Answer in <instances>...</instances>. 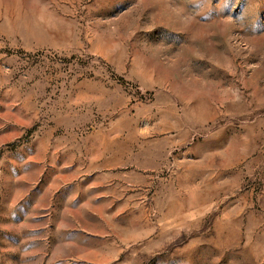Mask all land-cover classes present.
<instances>
[{
  "label": "rangeland",
  "instance_id": "1",
  "mask_svg": "<svg viewBox=\"0 0 264 264\" xmlns=\"http://www.w3.org/2000/svg\"><path fill=\"white\" fill-rule=\"evenodd\" d=\"M0 264H264V0H0Z\"/></svg>",
  "mask_w": 264,
  "mask_h": 264
}]
</instances>
